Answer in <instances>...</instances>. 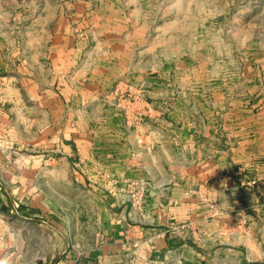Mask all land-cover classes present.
<instances>
[{
  "label": "rangeland",
  "instance_id": "1",
  "mask_svg": "<svg viewBox=\"0 0 264 264\" xmlns=\"http://www.w3.org/2000/svg\"><path fill=\"white\" fill-rule=\"evenodd\" d=\"M159 212L156 264H264V0H0V264H100L105 230L152 264Z\"/></svg>",
  "mask_w": 264,
  "mask_h": 264
},
{
  "label": "crops",
  "instance_id": "2",
  "mask_svg": "<svg viewBox=\"0 0 264 264\" xmlns=\"http://www.w3.org/2000/svg\"><path fill=\"white\" fill-rule=\"evenodd\" d=\"M51 103L49 104V107L52 109V114H53V118L55 115H58L57 112L60 108V103L58 102V96L57 94L52 90L51 91ZM69 104V103H67ZM70 109V107H69ZM72 109V107H71ZM65 122H63L62 124L64 125H68L67 130L69 129V133H68V139L69 141H77L80 142V146H81V151H82V155L83 157H88L92 160L93 166L95 168H98V162H94L99 161L100 158L102 159V161L105 158H109L111 160L115 159V164H117V162H119L118 164L121 165L122 160L125 158L126 154H127V150H123V151H116L113 150V148H108L106 150L100 151V150H96L97 148H99V145H97L96 143H99V139H102L103 141H107L109 142V139L106 138H110L108 135L104 134L102 135V137H97L96 135H93L92 133L90 134H86L84 132V129H79V125H77V122L75 119L72 118V113H68L65 116ZM76 129L79 131L77 134L75 133ZM82 130V131H81ZM63 142H65V140H62ZM67 141V139H66ZM92 154V155H90ZM96 158V159H95ZM98 158V159H97ZM101 163V162H100ZM91 165V168H94ZM102 166V163H101ZM120 168V167H119ZM118 168V169H119ZM95 201L98 202L99 204V208H100V213L99 216L101 217V222L103 223H107V219L109 218V214L108 212H104V208L107 206L108 203V199H104V197L100 194L99 196H95ZM164 210V209H163ZM58 211V217H59V213L60 211L57 209ZM165 214V213H164ZM161 212L158 213L157 218L156 219V223H154L153 228L151 229V232L153 234L152 236V240L153 243H151L150 248H149V253L148 256L149 258L152 256L153 258H151L150 263L152 264H156V260L155 257L160 254L163 253L165 254V252L167 251V247H168V234H167V229L165 228V223H161L160 222V216H161ZM164 218V216H163ZM165 219V218H164ZM56 220L53 219V223H52V230H51V234H52V240L55 238L56 240H59V235L61 234V230H60V226H58V221L57 223H54ZM55 224V226H54ZM162 224V225H161ZM122 226V225H121ZM64 229V227H63ZM65 232L62 231V237L65 238L66 237V230L64 229ZM123 231V230H122ZM106 233V240L98 247H96L94 251H90V262H94V261H98L100 264H102V262L104 260H106L107 262L112 263H119V261L116 260V257H112V256H116V253L118 252V250H120L118 248V245L114 244V241H119V238L117 240H114L117 237H123V232L120 231V233L115 232V231H109V230H105ZM132 233V231H131ZM127 237H129V235H127ZM130 238V237H129ZM133 239V237H132ZM131 239V240H132ZM56 248H58V246H56ZM126 248V247H125ZM131 249L135 250V248L131 247ZM124 252V251H123ZM131 252V251H129ZM132 253V252H131ZM130 254V253H129ZM102 255L104 258L102 260V257L99 256ZM105 263V262H104Z\"/></svg>",
  "mask_w": 264,
  "mask_h": 264
}]
</instances>
